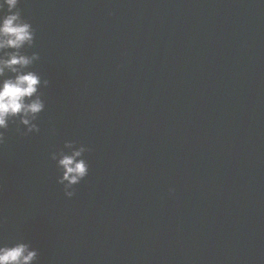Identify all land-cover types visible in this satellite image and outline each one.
Wrapping results in <instances>:
<instances>
[{
    "label": "water",
    "instance_id": "1",
    "mask_svg": "<svg viewBox=\"0 0 264 264\" xmlns=\"http://www.w3.org/2000/svg\"><path fill=\"white\" fill-rule=\"evenodd\" d=\"M18 8L45 109L39 132L4 131L0 246L28 243L34 264H264V0ZM82 145L69 198L58 161Z\"/></svg>",
    "mask_w": 264,
    "mask_h": 264
},
{
    "label": "clouds",
    "instance_id": "2",
    "mask_svg": "<svg viewBox=\"0 0 264 264\" xmlns=\"http://www.w3.org/2000/svg\"><path fill=\"white\" fill-rule=\"evenodd\" d=\"M20 0H0V12L5 6L6 14L0 15V145L5 142L4 131L9 123L18 122L24 126L22 134L39 132L35 121L45 109V103L39 93L41 77L34 71L28 70L39 53L31 56L25 54V46L31 47L35 40V29L24 19L18 8ZM12 49L13 51H6ZM12 73L11 77H7ZM49 82L44 81L47 85ZM19 131V127H18ZM71 148V143H66ZM86 149L83 145L71 155H62L58 166L63 169V176L59 183L63 185L65 196L71 198L74 191L70 190L79 184L89 172V165L85 160H77ZM51 158L56 159L52 153ZM67 181V183H65ZM174 191V190H171ZM38 258V251L28 243L19 242L11 246H0V264H34Z\"/></svg>",
    "mask_w": 264,
    "mask_h": 264
}]
</instances>
